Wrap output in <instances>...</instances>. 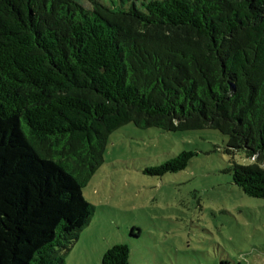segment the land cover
Wrapping results in <instances>:
<instances>
[{
	"label": "trees",
	"instance_id": "obj_1",
	"mask_svg": "<svg viewBox=\"0 0 264 264\" xmlns=\"http://www.w3.org/2000/svg\"><path fill=\"white\" fill-rule=\"evenodd\" d=\"M0 0V264H66L84 189L124 125L212 129L233 182L264 199V0ZM182 152L153 171L185 170ZM115 245L101 264H129Z\"/></svg>",
	"mask_w": 264,
	"mask_h": 264
},
{
	"label": "rangeland",
	"instance_id": "obj_2",
	"mask_svg": "<svg viewBox=\"0 0 264 264\" xmlns=\"http://www.w3.org/2000/svg\"><path fill=\"white\" fill-rule=\"evenodd\" d=\"M77 1L90 7L89 0ZM227 145L228 138L212 129L175 133L129 123L114 132L103 166L84 189L95 208L92 222L66 264H101L120 244L130 249L129 264H264V199L244 194L230 171L233 162L257 160L229 155ZM182 152L194 154L185 170L147 172Z\"/></svg>",
	"mask_w": 264,
	"mask_h": 264
},
{
	"label": "crops",
	"instance_id": "obj_3",
	"mask_svg": "<svg viewBox=\"0 0 264 264\" xmlns=\"http://www.w3.org/2000/svg\"><path fill=\"white\" fill-rule=\"evenodd\" d=\"M89 227V226H88ZM85 230V229H84Z\"/></svg>",
	"mask_w": 264,
	"mask_h": 264
}]
</instances>
